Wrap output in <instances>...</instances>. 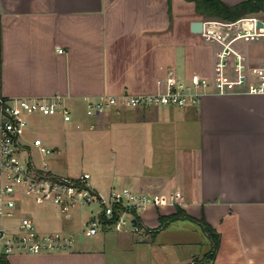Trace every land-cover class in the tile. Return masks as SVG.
<instances>
[{"label": "crops", "instance_id": "crops-1", "mask_svg": "<svg viewBox=\"0 0 264 264\" xmlns=\"http://www.w3.org/2000/svg\"><path fill=\"white\" fill-rule=\"evenodd\" d=\"M253 14L264 18V11ZM0 17L5 94L62 93L77 119L89 98L153 92L168 72L198 73L214 83L223 44L194 31L192 22L229 21L198 12L194 0H0ZM237 28L215 26L226 41ZM231 46L247 71L264 64L263 36L241 34ZM227 70L237 72L231 51ZM123 110L139 127L141 156H154L157 163L129 174L122 186L145 187L164 198L140 212L143 224L160 226V215L180 205L217 229L211 264H264V94L238 86L219 93L213 84L197 105ZM185 220L199 223L179 218L155 233L104 227L99 244L85 236L70 250L8 258L12 264H111L110 239L131 249L137 264H188L211 248V240L205 231L202 239L195 225L180 223Z\"/></svg>", "mask_w": 264, "mask_h": 264}, {"label": "built area", "instance_id": "built-area-1", "mask_svg": "<svg viewBox=\"0 0 264 264\" xmlns=\"http://www.w3.org/2000/svg\"><path fill=\"white\" fill-rule=\"evenodd\" d=\"M259 20L263 24L260 25ZM216 25L239 29L226 41L215 29ZM202 33L223 44L214 83L209 77L198 73L184 75L177 71L168 72L158 78L157 89L153 92L101 94L89 98L86 114L96 116L112 108L119 111L127 107L197 105L213 84L219 93L238 86L249 92L264 94V64L247 71L242 63V54L231 46L232 40L241 34L264 37L263 17L249 14L232 21L203 19ZM229 51L236 57L235 75L228 74ZM2 60L0 17V253L8 256L15 252H59L70 250L80 243L79 233L73 237L60 231L40 230L28 212L18 215L16 209L22 194L32 196L38 203L50 200L68 216H71L70 209L78 203H100L102 209L93 215L88 226L91 234L97 233L99 228L124 229L128 225L135 231L140 230L142 227L137 214L140 216V212L151 203L162 202L164 198L151 189H137L130 185L114 186L108 194H104L91 183L88 171L71 176L54 171L47 162L38 165L24 136L30 122L29 114H60L64 120H72L74 109L62 93L36 97L7 96L2 85ZM32 144L42 154L53 150L40 136H35ZM189 264H196L194 257Z\"/></svg>", "mask_w": 264, "mask_h": 264}, {"label": "rangeland", "instance_id": "rangeland-1", "mask_svg": "<svg viewBox=\"0 0 264 264\" xmlns=\"http://www.w3.org/2000/svg\"><path fill=\"white\" fill-rule=\"evenodd\" d=\"M128 108L133 107L124 109ZM162 108L163 106H160V109ZM81 110L83 117H74L72 120H64L60 114H29L30 122L24 136L28 139L40 136L51 148L53 145L57 146L47 154H42L38 147L33 146L32 154L38 165L47 162L54 171L71 176H79L88 171L91 174V183L106 194L110 192L111 187L127 183L129 174L139 175L150 167L156 168L157 160L154 156H141V133L139 127L132 124V118L126 117L128 110L115 112L112 108L96 116H89ZM149 151L150 149L147 153ZM151 154L154 155V152ZM21 198L16 209L18 215L28 212L40 230L60 231L73 237L83 232L87 241L93 239L97 244L100 243L102 228L95 234L88 232L93 215L102 209L100 203H78L70 209L71 216H68L58 204L50 200L38 203L26 194H22ZM180 223L189 225L188 228L195 225L197 234L206 239L199 223L190 220ZM127 228L131 227L128 225L124 229ZM155 228L148 231L153 232ZM115 230H112L110 235L117 233ZM106 248L111 264H137L136 255L124 244L114 245L109 239Z\"/></svg>", "mask_w": 264, "mask_h": 264}, {"label": "trees", "instance_id": "trees-1", "mask_svg": "<svg viewBox=\"0 0 264 264\" xmlns=\"http://www.w3.org/2000/svg\"><path fill=\"white\" fill-rule=\"evenodd\" d=\"M194 1L196 3V9L198 12L206 15L207 17L222 18L229 21L236 20L245 15L264 11V0H242L234 4L228 3L224 0ZM179 218H189L197 220L201 224L202 228L211 240V248L202 256H195L194 259L196 264H211L219 246L220 236L217 229L204 217L196 218L190 213H188L183 207L178 205L177 210L175 212L166 215H160L161 224L160 226L153 229V233H155L158 229L166 226L169 222ZM137 219L141 227H145V229L149 231L152 230L151 228L143 224L138 214ZM109 221H112V219H109ZM0 264H12V262L9 260L8 256L3 253H0Z\"/></svg>", "mask_w": 264, "mask_h": 264}, {"label": "water", "instance_id": "water-1", "mask_svg": "<svg viewBox=\"0 0 264 264\" xmlns=\"http://www.w3.org/2000/svg\"><path fill=\"white\" fill-rule=\"evenodd\" d=\"M258 23L263 24L262 20H259ZM192 29L197 32H201L203 30V19H197L192 22ZM136 219H134L135 221ZM85 234L83 232L79 233V241L82 243L84 241Z\"/></svg>", "mask_w": 264, "mask_h": 264}]
</instances>
